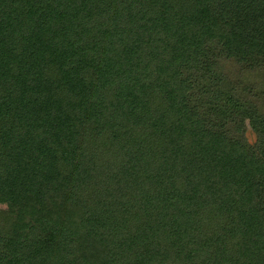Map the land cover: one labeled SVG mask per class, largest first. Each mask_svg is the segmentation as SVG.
<instances>
[{
	"label": "trees",
	"instance_id": "trees-1",
	"mask_svg": "<svg viewBox=\"0 0 264 264\" xmlns=\"http://www.w3.org/2000/svg\"><path fill=\"white\" fill-rule=\"evenodd\" d=\"M154 1L0 0V264H264V0Z\"/></svg>",
	"mask_w": 264,
	"mask_h": 264
},
{
	"label": "rangeland",
	"instance_id": "rangeland-1",
	"mask_svg": "<svg viewBox=\"0 0 264 264\" xmlns=\"http://www.w3.org/2000/svg\"><path fill=\"white\" fill-rule=\"evenodd\" d=\"M176 1L177 0H156L150 4L157 8H163L165 5L175 7ZM220 2H222V0H212L211 4L213 7H216ZM223 73L237 96L245 101L251 103L255 102L261 91V85L264 80L263 68L250 70L236 62L227 61L223 64ZM238 136L249 145L254 144L255 136L247 120L242 121ZM5 210V206L0 205V251L3 250L2 241L11 234V225L13 221V217Z\"/></svg>",
	"mask_w": 264,
	"mask_h": 264
}]
</instances>
